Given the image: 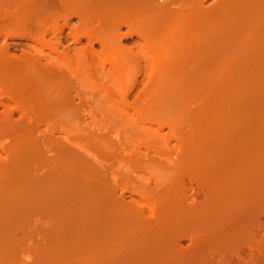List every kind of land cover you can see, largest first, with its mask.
<instances>
[{"label":"rangeland","instance_id":"1","mask_svg":"<svg viewBox=\"0 0 264 264\" xmlns=\"http://www.w3.org/2000/svg\"><path fill=\"white\" fill-rule=\"evenodd\" d=\"M159 4L156 5L154 12L147 10L149 13H146L143 10L145 11L144 15L152 13L158 20L156 21V18L151 16L153 20L150 19L149 22H152L153 26H148L151 31L147 30V27L143 25L144 23L138 25L139 29L146 27L147 30L141 32L143 30L137 29L138 33H142V35L140 34L142 39L139 34L136 35L134 32L129 34L128 28L123 24L121 26L116 24L115 30L119 33L116 32L117 35H110L111 33L109 34L105 30L102 31L105 34L99 33L105 40L112 39L110 41L115 45L112 47L116 49L113 51L115 54L113 53L114 56L112 57L111 48V52L105 51V55L108 56L107 60L106 56L99 55L100 58L97 56L99 60L96 57L94 62L84 64V67L82 65V69L79 71L77 69L78 77L82 80L79 79L75 82L74 87L77 88L78 92L80 91L82 98L86 99L83 103L82 99V101H78L77 98H74L71 104L73 106L74 103L75 107L83 105L82 110L84 108L87 112L78 111L81 114H77L74 122L64 121L65 119L60 120L63 125L67 126L66 124H68L75 131L83 127L92 131L97 137L94 138V141L97 142L92 140L91 148L98 149L99 152L94 151L93 148L92 151L98 155L101 154L102 150L104 152L110 151L108 156L103 153L102 158L97 157L98 159L101 158L99 159L100 168L105 162L106 165L105 167L102 166V170L105 169L106 171L101 172L100 178V173L98 175L96 173L90 182L86 179L87 165L79 163L78 173L74 177L62 173L57 183L47 181L42 185L39 184L40 186L36 184L39 188L38 191L34 188L37 197L33 200L20 201L16 197H10L7 201L6 198V200L1 198L5 201L1 202L0 199V240H7L0 244V262L7 264V261L12 258L10 257L11 254H13L16 255V258L19 257L18 260L22 262L43 264L47 260L41 259L44 257L43 249H41L43 248L42 244L39 245V243L37 247L21 244V247L19 244L17 246L16 238L21 237V232L31 234L30 232L36 231V228H46L50 231L49 236L52 240L50 244L51 264H60L65 256V259H80V261L89 259L90 263L88 264H135L136 262L130 261L132 259L128 251L130 243L125 245L127 247L123 245L122 250L119 249L120 251H118L116 237L120 226L130 227L127 229L125 227V230L129 231V236H148L155 230V234L157 231L159 232L154 234L155 236L158 234V236H164V234L167 236L173 228L167 225L169 219H166V216L163 217L162 221L158 219V223H155L158 225V227L156 225L157 228L155 224L154 229L149 228L146 220L153 215L150 211L151 204L152 208H154L153 206L157 207L158 211L154 208V213H161L163 207L165 211L163 210L162 213H175V211L176 213H187V211L178 210V205H181L182 202L189 205L202 199L203 196L199 192V187L206 182L217 199L221 200L223 197H228L226 204L220 202L221 204H217L213 208L204 209L205 211L200 217L202 220H200V224L194 220H192L193 222L186 220L183 221L184 226L182 225V227L194 231L201 229L200 226H202V230L206 228L205 231H207L218 227V224L212 220L220 217L221 214L241 213L235 208H231L235 195L236 198L240 195L253 196L256 177L260 178V184L264 181V0H203L202 7L207 11L200 19L199 26L196 25V21L195 25L191 20L190 24L189 20L187 21L191 27L190 30L186 26L189 29L187 31H190L187 32L188 35L185 33L188 38L185 34L183 35L185 31H176L181 22L169 17L166 11L176 10L180 8V4H168V7L161 8L162 11ZM160 16L165 18L160 19ZM71 22L77 24V19L74 18ZM145 24L150 25L147 22ZM134 25L136 23H133ZM169 29L172 30L170 31L173 34L172 38L176 35L175 38H181L180 41L182 40L181 42L185 44L180 45V42H176V45H174L175 43L172 44V40H176L170 37ZM100 36L98 35L99 38ZM117 39L119 40L117 41ZM70 41L64 44L68 45L71 43ZM114 41L117 42L114 44ZM8 42L10 41L8 40ZM81 42L83 44L85 40L81 39ZM195 42L197 50L194 46ZM172 45L176 53L172 54L174 57L171 56L173 53ZM80 46L76 45V47ZM94 49L97 52L101 51V47L96 42ZM194 49L201 54L200 61L196 60L198 53ZM129 50L132 54L138 56L144 54L145 56L142 55L144 58L137 63L135 60H131L132 63L129 60L125 64L124 58H126V52L128 53ZM154 51L166 55L167 61L163 65L156 64L154 66L152 64L150 67L152 63L150 60ZM185 52L187 55L189 54L186 56L187 58L183 56ZM43 53L47 54L48 51L44 49ZM140 53L142 54L140 55ZM121 54H123L122 57L124 55L125 57L122 58ZM109 58L111 61L117 59L115 61L117 64L109 63ZM191 58L194 59V63L191 62ZM119 62L123 63L120 65ZM167 86L174 88L167 89ZM105 88L109 90L105 92ZM127 89L131 91H127ZM123 90L127 92H123ZM124 94L126 98H124ZM111 96L113 100H110ZM120 98H124L123 103L127 104L126 109L121 108L123 106L120 107V103L123 104L119 100ZM144 109L148 111H143ZM81 119H83V124H81ZM95 121L96 124L99 122L100 125L99 123L98 125L101 127L97 125L98 127L94 128L96 124L93 125V123ZM80 124L81 127H79ZM88 125H93V127ZM102 130L104 131L102 132ZM95 132L99 134H95ZM98 137L100 138L98 139ZM185 152L187 153L186 156ZM232 176L237 180L234 179L236 182L230 185L233 182ZM104 179L114 187L115 198L113 194L112 196L109 194ZM242 179L245 180H243L244 184H242ZM112 181L115 182L114 185ZM238 182L246 190H238V187L240 188ZM228 183L229 186L226 189ZM236 183L237 189L235 188ZM222 185L228 191L227 195L223 192L225 189L219 187ZM261 185L263 187L264 182ZM93 186L95 187L93 188ZM262 189L264 190V188ZM238 191L240 192L238 193ZM228 193H230L231 198ZM115 199H119L120 203L123 199L125 200L123 203L128 200V203L136 202L137 210L131 213H143L142 218H140L141 220L145 219V221L142 222L140 218L134 219L135 217L125 218V215L119 213V211L123 213V210L118 209L119 207L116 205L118 201ZM142 199L143 201L147 200L143 202ZM141 201L142 204H140ZM259 210V213L249 211L248 216L241 223L243 225H239V228L235 226V232L242 229L240 234L246 233L243 237H246L244 240L248 243L234 245L232 242H228L226 253L228 264H241V259L248 261L246 264H264V252L259 257L254 252L255 250L261 253L264 251V205H261ZM188 213L192 212L188 211ZM132 220L136 222L132 224ZM138 221H140L139 224ZM165 229L167 232L163 233ZM160 230L163 232L161 233ZM11 231L15 232L14 237L12 234H6ZM254 238L262 239V241L259 239L260 244L258 242L255 247L252 244ZM10 239L12 242L9 241ZM148 242L150 245H155L152 241ZM162 243L166 245L169 241ZM188 244L186 239L179 242L181 248L187 247ZM150 245L144 244L147 247ZM237 248L240 249L237 250ZM167 251L169 252V250ZM233 254L240 257L238 263Z\"/></svg>","mask_w":264,"mask_h":264},{"label":"bare ground","instance_id":"2","mask_svg":"<svg viewBox=\"0 0 264 264\" xmlns=\"http://www.w3.org/2000/svg\"><path fill=\"white\" fill-rule=\"evenodd\" d=\"M202 1L203 0H159V1L158 0H0V39L2 41V42L0 41V199L6 198L7 201H9L8 198L16 197L20 201L26 200V199L33 200L37 197V193L34 191V188L36 191H38L37 189L39 188L36 184L42 185L47 181H51L52 183L53 182L57 183L59 181L58 178L62 176V173L67 174L68 176L74 177L78 173L77 167L79 163H83L87 165L88 172L87 173L85 172L86 177H87L86 179H88L90 182L92 181V178L94 177L96 173H97L96 175L100 173V176H99L100 178L101 172L105 170V169L102 170V166L105 167L106 164L103 161L104 165H102L100 168L99 159L103 157L102 156L103 153L108 156V153L110 151L104 152L102 148H100V150L102 151L100 152L101 154H99L100 155L99 156L96 153L97 151L99 152V150L98 149L96 150L95 148L92 147L94 151H96L95 152L96 154H95L94 151H92L91 145H92V142L95 140L94 138H97V137L92 133L90 129L88 130L87 127L84 128L82 125L83 128H79L75 131V129H73L72 127H69L68 124H66L68 126L67 127L63 125L62 121H60L61 119H65L64 121L68 120L70 122H74L77 116L81 114V113H78V111H83L84 113L87 112L84 108L82 110L83 105L79 107H75L74 103H73V106L71 104L74 98H77L76 100L78 101L83 100L82 101L83 103H84V100L86 99V98L83 99L81 96L82 94L79 93L80 91L78 92L77 88L74 87L75 82L81 79L78 77L79 75L77 73V69L79 71L80 69H82V65L84 67V64L94 62L96 60V57L97 56L99 57V55L100 56L102 55V57L106 56L105 57L106 60L108 59V56L105 55V51H110V49L114 47L115 45H113L112 42L110 41L112 39L108 38L109 40H105L102 38L103 36L102 37L100 36L101 34H105V33H102L103 30H105L109 34L111 33L110 35H117L116 34L117 30L115 29L117 28L118 25L121 26L123 24L124 26L128 28L129 34H131V32L132 33L134 32L136 35L137 34L142 35V33L137 32V29H139L138 25H141V23H144L143 25L147 27V30L149 29L148 31H151V28H148V26L151 27L152 22L150 23L149 21L153 20L154 16L152 13L146 14V15H144L143 13H145V11L146 13H149L147 12V10L149 11L153 10V12L156 11L155 7L158 3L161 4V5L159 4L160 9L161 8L164 9L168 7V4L169 5L170 4H180L179 5L180 8L176 10H171V11L166 10V11L169 17L178 19L181 22L178 29L176 30L177 32L183 30L185 31L183 35L185 33L187 34V32L189 33L190 31H187L188 28L186 27V26L189 27V25L187 24V21L189 20V24H190V20H191L193 25H195V23L197 22L196 25L199 26L200 19L202 18L204 13L207 11L204 7H202ZM213 13L215 14V12ZM74 18L77 19V24H72L71 21ZM162 18L163 16L160 19ZM157 20L158 18H156V21ZM143 21H146L150 25H146L145 24L146 22H143ZM133 23H136V25L133 26ZM135 27L136 29L134 30ZM146 27L143 29H139V31L143 30L141 32H146L147 31ZM251 27H252V24H251ZM190 28L191 27H189V29ZM171 29H169L168 32L172 31ZM98 35L100 36V38L98 37ZM141 35L139 37L142 39ZM146 35L148 34L146 33ZM172 35L173 34L170 35L171 38H172ZM118 36L123 37L122 35H118ZM175 36H173V38H175ZM186 37L188 38V36ZM68 39L69 41L71 40L70 41L71 43L70 44L68 43V45L64 44L66 42H69L67 41ZM81 39L82 40L84 39L85 43L82 44ZM180 39L181 38H175L176 41H173L174 40L173 39L172 44L175 43L174 45H176V42L177 43L180 42L179 43L180 45L185 44L184 42H181L182 40L180 41ZM8 40L10 42H8ZM118 40L119 39H117V41ZM144 40H148V39H144ZM151 40L153 42V39ZM117 41H114V44ZM95 42L98 43V45L101 47V51L100 52L98 51L99 53L94 49ZM152 44L154 45V43ZM194 44H195L194 46H196V42ZM76 45H81V46L76 47ZM180 45L178 46L180 47ZM172 48H173L172 49L173 53H171V56L172 54H176L174 52L175 48L173 45H172ZM185 48L187 47L185 46ZM195 48L197 50V46ZM44 49L48 51L47 54L43 53ZM111 51L110 52L112 55L114 53L113 51H116V49L112 48ZM130 52H131L130 50L128 51V53L126 52V58H124L125 55L124 57H122L123 54H121V57L124 58V63L129 60L130 61L135 60L137 63V61L139 62L140 59L144 58L145 56L142 53H140V55L141 54L144 55L143 57L142 55L138 56ZM195 52L198 53V55L196 56V60L200 61L201 54H199V52L197 51ZM153 53L154 54L152 55V58L150 60L152 63L149 61L151 63L150 67H152V64H154V66H156V64L163 65V63L167 61L166 55H163L157 51H154ZM113 56L114 55H112V57ZM183 56L187 58L186 56H189V54L187 55L185 52V55ZM188 58L190 59V57ZM191 60H192L191 62L194 63L193 61L194 59L191 58ZM109 61L108 62L111 64H114V63L115 65L117 64V62H115L117 61V59L116 60L112 59L111 61L109 58ZM145 61H147L146 58H145ZM119 63L121 65V63L123 62H119ZM85 73H86V70H85ZM88 76H89V73H88ZM168 88H174V87L167 86V89ZM108 90L106 89L105 92ZM127 91H131V90L127 89ZM127 91L123 90V92H127ZM123 96L124 98H126L125 94ZM140 96L142 95L140 94ZM121 99L122 98H120L119 100L123 103V99L122 100ZM110 100H113L112 96ZM143 101H144V98H143ZM112 103H115V102L112 101ZM123 104L121 105L120 103V107L123 106L121 108L126 109L127 104L125 103ZM90 110L92 109L90 108ZM143 111H148V110L144 109ZM83 115L84 117H86L85 114ZM82 120L83 119H81V124H83ZM157 120L158 119L156 118V121ZM98 123L96 124V121L95 123H93V125L96 124L94 125L95 126L94 128H96ZM81 124L79 127H81ZM93 125L92 126L88 125V126L92 128ZM99 129L98 131L100 132ZM103 131L104 130H102V132ZM105 132L108 133V131H105ZM96 133L99 134L98 132H95V134ZM77 134L82 135V136H78ZM107 135H110V134H107ZM99 138L100 137H98V139ZM94 142H97V141H94ZM110 142L112 141L110 140ZM100 144L102 145V143ZM106 150H111V149H106ZM180 153H181V148H180ZM184 154L186 156L187 153L185 152ZM97 157H101V158L98 159ZM117 176H120V175H117ZM116 178H113V179H116ZM232 179H233V182L230 183V185L236 182L234 181L235 178H233V176H232ZM244 179L241 180L242 184L245 183V182L243 183ZM104 180L106 181V179ZM124 180L126 181L125 178ZM224 182L227 183V181H224ZM254 183H255V186L253 189L254 190L253 196L248 197L246 195L245 196L240 195L236 198V195H235V198L233 201L234 203H233V206H231V208L233 209L235 208V210L241 213H226L224 215L221 214V216L219 215L220 217H216L214 220H212L213 222L218 224V227L213 228L211 230L209 229L207 231H205L206 228L205 230H202V226H200L201 229L194 230V231L191 229L189 231V229L187 230L185 229L186 227H182L183 221H186V220L187 221L194 220V222L197 221L199 223L201 220L200 217L203 214V211L206 210V208H209V209L213 208L217 204H221V203L224 204L223 202H225L226 204V199L228 197H223L222 199L224 200L221 199L222 201L217 199V197H215L212 194L211 187L207 185L206 182H205L206 185L205 184L203 185L202 183H201L202 185L199 184L200 185L199 192L203 196L202 199L198 201H194L193 203H190L189 205L183 202L181 205H178V210L187 211V213H181V212L176 213V211L175 213H162L163 210L165 211L164 207L161 213H154L153 209L155 208L157 210V207L153 206L154 208H152V204H151L150 211H151V214L153 215L151 218L146 220L147 221L146 224H148L150 227L148 225L147 226L149 228L154 229L157 225L155 223L156 222L158 223V219L162 221L163 217L166 216L167 217L166 219H169V221L167 220L168 222L167 225H170L171 227H173L170 234L167 236L165 234L164 236L161 234H160L161 236H158L159 234L155 236L158 232L157 231L155 234V231H156L155 230L154 233L152 232L148 236H146L145 233H144L145 236H137V235L129 236L128 230H127L128 233L126 234L127 232L125 230L126 226L124 227L120 226L118 235L116 237L117 244H118V251L122 250L121 248H123V245L124 247H127L125 245L127 243H130L129 245L130 249L128 250L130 257L132 258L130 259V261H134V263L136 262L139 264L140 263H145V264H225L227 263L226 253H227V246L229 245L228 242H232L234 245H239V244L241 245L244 242L245 244L248 243V241L244 240L246 239V237H243L245 236L246 233L241 235L240 233L242 232V229L237 230V232H235L236 231L235 228L238 227L239 225H243L241 223L244 220V218L248 216L249 211H253V213H259L260 212L259 209L261 205H264V190L262 189L264 188V186L262 187L261 185L262 183L260 184L259 177H256ZM105 184H106L105 186H107V190L109 194L111 196L113 194V197L115 198L114 187L110 185V183H108L107 181L105 182ZM112 184L114 185L115 182L112 181ZM180 185H181V182H180ZM239 185L240 183L238 184V186ZM226 186H227L226 189H228L229 183ZM94 187L95 186H93V188ZM219 187H222V189L224 188L223 185ZM235 188L237 189V183L235 184ZM95 189L97 190V188ZM226 189L223 192H225L227 195L228 191H226ZM243 189H245L244 186L240 185V188L238 187V190L240 191H243ZM240 191H238V193ZM118 196L119 195H117V198H119ZM228 196L230 197V193H228ZM5 200L1 199V202ZM115 200L118 201L119 199H115ZM124 201L125 200L123 199L121 203L119 201L116 202V205H118L119 207L118 209L123 210V213L122 211H119V213L121 212V214L125 215V218H130V219L132 217H135L134 219H137L140 217L142 218L143 213H131L137 210L138 205L136 202L128 203L129 202L128 200L126 203H123ZM142 201L140 204H142ZM147 209L149 210V207ZM188 211H191L192 213H188ZM141 221L143 222L145 221V219ZM134 222L136 221L132 220V224ZM139 222L140 221H138V224ZM144 223L142 224L144 225ZM154 224H155V227H154ZM185 225L187 226V224ZM128 227H126V229ZM136 230H137V227H136ZM49 232L50 231L46 230V228L44 229L36 228V231L32 230L30 232L31 234H28L26 232H21L22 233L21 237L19 236L20 238L19 237L16 238L17 246L18 244L19 245L22 244L23 246L27 244L28 246L37 247L39 243H40L39 245L42 244L43 248L41 249H43L42 253L44 257L41 259L45 258V260H47V261H44L43 264H51L50 244L52 240H51V237L49 236L51 233ZM162 232L163 230L161 231V233ZM165 232H167L166 229L163 233ZM6 234L8 235L12 234L14 237L15 232L13 233L11 231V232H7ZM132 234H135V233H132ZM185 239L189 242V244L187 245V247L181 248L179 245V242ZM259 239L254 238L253 239L254 242L250 240L252 241V244L254 245V247H255V244L256 245L260 244V240L262 241V239L260 240ZM5 240L7 239H1L0 244L3 243ZM9 241H11V239ZM148 241H152L155 245L151 244L152 245L151 246ZM166 241H169V243L168 244L165 243L166 245H163L162 242H166ZM13 242L15 244V241ZM145 243H147V246L150 245V247L144 246ZM167 245L169 247H166ZM260 247L262 248L263 245ZM238 249L240 248H237V250ZM167 250H169V252ZM253 250L255 249L253 248ZM236 252L238 253V251ZM254 252L259 257L263 254L264 251H262L261 253L255 250ZM15 256L11 254L10 257L12 258H10L9 261L6 260L7 264H33V262L27 263L28 261L22 262L18 260L19 257L16 258ZM29 256H27V258H29ZM234 257H236L237 263H238V261L240 260V257H238L237 254ZM65 258L61 260L60 264H88L90 263V261H88L89 259H83L80 261V259L73 260V259H69V258L65 259ZM246 262L248 261H244V259L243 260L241 259V264H246ZM0 264H5V263L0 262Z\"/></svg>","mask_w":264,"mask_h":264}]
</instances>
